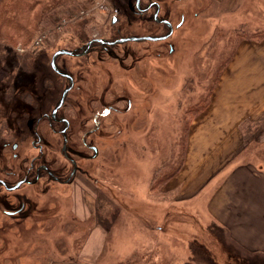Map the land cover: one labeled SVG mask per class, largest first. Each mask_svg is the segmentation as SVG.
I'll use <instances>...</instances> for the list:
<instances>
[{
	"label": "rangeland",
	"instance_id": "obj_1",
	"mask_svg": "<svg viewBox=\"0 0 264 264\" xmlns=\"http://www.w3.org/2000/svg\"><path fill=\"white\" fill-rule=\"evenodd\" d=\"M90 1L43 0L20 21L26 38L3 18L10 1L0 3V165H15L14 143L36 154L31 141L37 119L51 113L68 84L50 68L54 53L78 46L81 34L107 36L112 18L134 13V0ZM157 1L174 28L165 41L124 42L108 48L112 56L99 48V60L58 57L59 67L76 78L85 71V86L94 87L87 98L107 89L113 110L102 116L107 108H87L88 117L91 109L99 113L98 139L90 141L98 155L77 159L82 172L69 184L1 191L0 264H241L235 255L255 262L256 253L240 250L235 238L208 221L206 199L188 205L163 188L185 164L191 124L209 105L238 43L264 37V0ZM152 27L123 26L120 38L161 33ZM23 100L33 104L28 131L17 119L26 112ZM240 130L245 148L237 162L264 171V113ZM75 148L93 155L78 140ZM21 202L28 204L24 217L6 215L11 203L18 208Z\"/></svg>",
	"mask_w": 264,
	"mask_h": 264
},
{
	"label": "crops",
	"instance_id": "obj_2",
	"mask_svg": "<svg viewBox=\"0 0 264 264\" xmlns=\"http://www.w3.org/2000/svg\"><path fill=\"white\" fill-rule=\"evenodd\" d=\"M263 113L264 37L242 39L191 124L185 164L163 188L188 205L206 199L208 221L240 250L256 253L258 264H264V171L237 159L244 151L242 125Z\"/></svg>",
	"mask_w": 264,
	"mask_h": 264
},
{
	"label": "flooded vegetation",
	"instance_id": "obj_3",
	"mask_svg": "<svg viewBox=\"0 0 264 264\" xmlns=\"http://www.w3.org/2000/svg\"><path fill=\"white\" fill-rule=\"evenodd\" d=\"M136 1L137 0H134V6H135L134 10L143 15L142 16L143 21L139 22L138 27H140L144 31L153 28L152 26H154L155 28H159L161 30L160 31L161 33H159L160 35L156 34V35H143V36L167 35L170 32V28L163 21H169V20L161 16L160 2H158L157 0H140V4L138 8L136 5ZM154 3H158L159 6L155 5ZM150 5L151 7H149ZM158 9H159L158 12L159 21L155 20V13L157 12ZM112 22L115 23L116 18H112ZM182 22L183 20L181 21V23ZM164 26L165 28H163ZM180 26L181 24H179L178 27ZM172 29L174 31L173 25H172ZM121 31L122 30H120L119 34L121 33ZM93 39H104L109 42H114L121 38L118 37L115 40H109V38L107 39L103 37H97ZM89 42L87 43V47L83 52L77 54L74 53L75 54L74 56L82 57L84 55H87V57H91L94 60V57L96 55L98 58L99 57L98 52H90V53L87 52L93 49L92 48L93 44H100V43H93L88 48ZM120 44H113V45L100 44L103 45V51L100 52L108 56H112L113 53L110 52L108 48ZM99 58L102 59L101 57ZM116 58L118 60H122L118 56H116ZM56 66L61 72L67 73L73 78L74 85L71 88V90L67 93L61 108L58 109L55 117H53L52 112L59 103L63 91L70 86V81L67 77H64L54 72L50 62L51 70L61 78L67 80L68 84L64 88H62L61 95L57 100V102L54 104L51 113L46 114L45 116H41L37 119L35 128H33V140L31 141V147L34 151H36V154H31L30 152H23L22 150H19L20 148L19 143L12 144L11 149L14 152L12 154V159L15 161V165H8L5 163L0 165V193L1 191L12 192L14 190H17L20 186L23 185L34 186L35 184H39L41 182L43 183L46 182V184L49 182L69 184L72 180L75 179L78 173L82 172V168L78 166L79 161L77 159L86 158V160H91V159H95L98 155V149H96V146L90 143V141H95L98 139V135H99L98 132L101 126L98 120L99 113L93 111L92 109L96 108L98 105H100L101 108L103 109L107 108L106 113L103 114L101 113L102 116L108 115V113L113 110V105H111L109 101L105 100V94L107 92V89H105L104 91L102 90L103 87L101 88L99 92L101 93V97H98L97 94L99 93L93 91L95 94H90L93 95V97L87 98L88 93L92 92V90L90 89L94 87H91L89 84L85 86L84 83H86V81L83 77V73L85 71L79 69L80 70L79 74L81 75V77L76 78V76H74L67 69L65 68L62 69L61 67H59L58 59H56ZM22 104L24 108L27 109L29 107L30 110L32 109V105H33L32 103L29 104L22 103ZM91 107L92 109L88 117V115H86L88 114L87 108L90 109ZM29 112L30 111L26 112V114L22 112V114L24 115L17 118L19 123L22 122L21 127L22 125L26 126L25 128H27V131L28 128L30 129L29 125L33 124V118L30 117ZM91 114L93 117L91 116ZM10 120H13V118L10 117ZM89 120H91V122L93 123L92 127H88ZM77 140L80 142V146L83 147V149L91 150L93 152V155L91 156L84 151L76 149L75 145ZM58 154L64 159V161H66L71 166L70 169L68 168L67 164L61 165L60 162L58 163V160L56 158V155ZM17 185H18L17 188L12 189ZM3 201L4 200L0 197V205H2L1 203H3ZM26 205L28 204H26L25 202H21L18 208H15L14 204L11 203L10 207L12 209L10 208L8 210H4V212L6 213V215L11 217L18 215H22L24 217L25 214L23 212L27 211Z\"/></svg>",
	"mask_w": 264,
	"mask_h": 264
},
{
	"label": "trees",
	"instance_id": "obj_4",
	"mask_svg": "<svg viewBox=\"0 0 264 264\" xmlns=\"http://www.w3.org/2000/svg\"><path fill=\"white\" fill-rule=\"evenodd\" d=\"M7 1H8V3L10 1L9 4L7 3L8 4L7 5L8 9H7V11H6V9H5V11H2V15H3L4 20L7 21L9 24H11L14 27V29L21 34L20 35L21 38H24V36L26 38L27 27L24 26L23 24H21V22L22 21H24V22L27 21V19H28V15L27 14H29L31 11H34V9H36L39 5H41L43 0H0V3L6 5ZM89 1L90 0H83L84 4H87ZM89 3H91V1ZM131 13H132L131 16H126V15L123 16V17L121 16V19L118 16L115 23L111 22L110 24H108L107 29H104V30H108V35L107 36L101 35L100 37H103V38L106 37L107 39L109 38V40H115L118 37H120L119 32H120V30H122L123 26H126V25L133 26V25H137V24H139V22L143 21V18H142L143 15L141 13H139V12H137L135 10H134V13L133 12H131ZM140 17L142 18V20L138 21V19H140ZM134 23H136V24H134ZM163 28H165V26ZM29 35H31V34L29 33ZM91 39H93V38H90L87 35L81 34L80 35V44L78 46H76L75 48L70 49L69 51L74 52L75 54L83 52L86 49V47H87V43ZM92 48H91L92 50H89L87 53L97 52V51H99L98 50L99 48H101L103 50V45L93 44ZM82 57H87V55H84ZM26 85H27V83H25V86ZM28 87L31 88L33 86L32 85L30 86L28 84ZM23 88H24V86H23ZM30 92H31V95L37 94V92H35L34 89H31ZM20 101H19V103H23L25 100H23V102H20ZM208 102L206 103V105H208ZM24 104H29V102H24ZM205 107L206 106H204V108ZM24 110H26V112H28L29 111V107L27 109L24 108ZM201 111H199V112H201ZM26 112H25V114H26ZM247 122H245V123H247ZM243 126H244V124L242 125V127ZM164 181L165 180H160L161 183L162 182L164 183ZM224 250L226 251V254L228 253L227 254L228 256L231 255L230 250L226 249V247H224ZM234 257L239 259V262L241 264H250L245 259L240 258L239 255H235ZM254 261L255 262H253V263L258 264L257 263L258 258H254Z\"/></svg>",
	"mask_w": 264,
	"mask_h": 264
},
{
	"label": "water",
	"instance_id": "obj_5",
	"mask_svg": "<svg viewBox=\"0 0 264 264\" xmlns=\"http://www.w3.org/2000/svg\"><path fill=\"white\" fill-rule=\"evenodd\" d=\"M139 4H140V0H137L136 1V5L137 7L139 8ZM155 5L159 6L158 3H154ZM153 5V4H152ZM151 7V5L149 6ZM148 7V8H149ZM158 12H159V9L157 10V12L155 13V20L159 21L158 19ZM165 24H167L170 28V32L165 35V36H143V37H126V38H121V39H118L114 42H109L107 40H104V39H93L89 42L88 44V48L93 44V43H100V44H109V45H113V44H120V43H124V42H127V41H132V42H137V41H142V40H147V41H163V40H166L168 37L171 36V34L173 33V29H172V25L169 21H163ZM60 55H67V56H74V52H71L69 50H66V49H59L57 50L52 59H51V67L52 69L54 70V72H56L57 74L59 75H62L64 77H67L70 81V86L67 87L63 93H62V96H61V99L59 101V103L57 104V106L54 108L53 112H52V116L55 117L57 111L59 108H61L62 104L64 103V100H65V97L67 95V93L71 90V88L73 87L74 85V80L73 78L67 74V73H63L61 72L58 67L56 66V59L57 57H59ZM18 185L12 189H15L17 188Z\"/></svg>",
	"mask_w": 264,
	"mask_h": 264
},
{
	"label": "built area",
	"instance_id": "obj_6",
	"mask_svg": "<svg viewBox=\"0 0 264 264\" xmlns=\"http://www.w3.org/2000/svg\"><path fill=\"white\" fill-rule=\"evenodd\" d=\"M104 6H102V8H103ZM44 39H45V36H42V37H40L36 42V44L37 45H40L43 41H44Z\"/></svg>",
	"mask_w": 264,
	"mask_h": 264
}]
</instances>
